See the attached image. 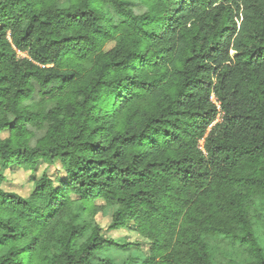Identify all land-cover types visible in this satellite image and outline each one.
Returning a JSON list of instances; mask_svg holds the SVG:
<instances>
[{
	"label": "trees",
	"instance_id": "trees-1",
	"mask_svg": "<svg viewBox=\"0 0 264 264\" xmlns=\"http://www.w3.org/2000/svg\"><path fill=\"white\" fill-rule=\"evenodd\" d=\"M2 131L0 264H264V0H0Z\"/></svg>",
	"mask_w": 264,
	"mask_h": 264
},
{
	"label": "rangeland",
	"instance_id": "rangeland-1",
	"mask_svg": "<svg viewBox=\"0 0 264 264\" xmlns=\"http://www.w3.org/2000/svg\"><path fill=\"white\" fill-rule=\"evenodd\" d=\"M62 5L64 0H61ZM144 7L135 8L136 12L144 11ZM214 100V98H213ZM215 101V100H214ZM2 138L8 136V131L0 133ZM4 180L1 188L6 192H14L22 197H27L34 189V181L42 175H48L52 179L62 177L63 171L59 162L53 165H47L39 161L34 169H24L21 166L12 165L3 171ZM75 197V196H71ZM97 204H102V201H97ZM115 210L114 207L106 206L104 210L95 216L96 223L101 227V235L106 239H113L115 244H109L104 249L98 250L94 258L107 257L118 264H141L142 259L148 255L150 242L143 238L135 231L133 223H129L126 228L110 230L109 224L111 221V213ZM134 243L128 249H121L120 244Z\"/></svg>",
	"mask_w": 264,
	"mask_h": 264
}]
</instances>
